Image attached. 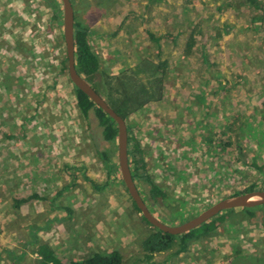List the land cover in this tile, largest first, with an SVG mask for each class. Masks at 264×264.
I'll list each match as a JSON object with an SVG mask.
<instances>
[{"label": "rangeland", "instance_id": "rangeland-1", "mask_svg": "<svg viewBox=\"0 0 264 264\" xmlns=\"http://www.w3.org/2000/svg\"><path fill=\"white\" fill-rule=\"evenodd\" d=\"M71 3L75 21L89 29L100 85L109 75L115 88L117 77L143 61L139 79L153 82L161 75L157 67L149 78L156 65L168 63L160 93L126 119L145 162L135 183L158 219L180 224L249 186L264 190V169L254 166H264L258 8L247 0ZM53 4L60 20L52 18L48 0H0V264H36L41 242L64 262L114 249L122 264L264 259V204L220 211L226 219L183 252L175 253V244L144 256L140 242L152 227L118 180L117 139L105 141L94 111L85 117L77 108L63 68L62 2ZM192 32L195 45L187 54ZM145 175L165 190L163 201L149 198ZM32 194L39 197L14 206V198Z\"/></svg>", "mask_w": 264, "mask_h": 264}, {"label": "trees", "instance_id": "trees-1", "mask_svg": "<svg viewBox=\"0 0 264 264\" xmlns=\"http://www.w3.org/2000/svg\"><path fill=\"white\" fill-rule=\"evenodd\" d=\"M249 4L253 7L258 8L261 11L260 18L264 20V3L261 0H247ZM51 9L53 10L52 18L55 20H60L57 11L54 10V0H48ZM74 64L78 73H80L92 86L93 88L105 99L108 105L115 110L122 118L127 119L130 112L141 108L147 103V101L152 100L155 93H160V85L163 82L164 73L167 68V61L159 62L149 76L152 77L156 74L157 67L160 68V76L154 77V81L151 82L149 79L146 82H141L139 79L140 73L145 71L143 67L144 61L135 67H131L126 70L122 78L117 77L115 79V88H109L111 81L114 77L103 79V84H99L97 78L100 71V61L96 53L93 51L89 40L88 33L89 29L74 19ZM195 45V36L193 32L190 34L186 47L185 53L189 54L192 50V47ZM64 61L63 68H67V65ZM154 74V75H153ZM156 80V81H155ZM157 87V89H156ZM74 94L76 98V105L79 112L85 117L88 116L90 110H93L100 126H102V137L105 141H113L117 136V125L116 122L99 106H97L84 92L74 85ZM127 133H128V163L132 177L136 181V175L138 170L145 167V162L142 156V148L139 141L134 137L133 131L126 122ZM211 139L208 138V142ZM103 159L111 163V167H114L112 164V156L105 150L101 153ZM258 169H264L263 165H254ZM147 191L149 198L153 202H160L166 197L165 190L156 184L148 175L144 176ZM119 182L123 185L122 178L119 177ZM101 189V187H99ZM260 190L254 188L253 186L247 187L244 191H239L234 195L253 191ZM263 190V189H262ZM38 194H32L28 196H23L19 198H14V206L19 207L21 204L30 201L33 198H38ZM133 207L139 211L135 202L131 199ZM243 209H247L244 207ZM234 208L227 209V213L233 211ZM253 212H250L249 215L252 216ZM227 214H216L211 217L209 220L203 222L199 226L190 229L187 232L181 234H170L164 232L157 227L151 225L143 216L142 219L152 227V230L143 237L140 242L141 250L144 253L146 258H150L153 254L164 252L172 249L175 244L178 246L175 250V253H180L187 250L189 241L193 239L200 238L202 236H208L218 226L219 222H222L226 219ZM37 254V263L36 264H122V255L119 250L114 249L107 253H102L95 251L79 260H68L66 262L61 261L57 254L53 251L50 245L46 242H41L37 245L35 251ZM242 261L250 262L248 257L239 256L238 258H233L228 264L241 263ZM251 263V262H250ZM255 264H264V259L257 258L255 259Z\"/></svg>", "mask_w": 264, "mask_h": 264}, {"label": "water", "instance_id": "water-1", "mask_svg": "<svg viewBox=\"0 0 264 264\" xmlns=\"http://www.w3.org/2000/svg\"><path fill=\"white\" fill-rule=\"evenodd\" d=\"M63 7V38L65 43L67 70L72 83L84 92L97 106L105 111L117 125V158L121 178L132 200L135 202L141 215L153 226L170 234H181L193 229L209 220L222 210L237 207H255L264 204V190H253L218 200L202 210L196 216L176 225H169L158 219L147 207L139 189L132 177L128 163V133L126 121L111 108L105 99L93 86L77 72L74 64V10L71 0H61Z\"/></svg>", "mask_w": 264, "mask_h": 264}]
</instances>
